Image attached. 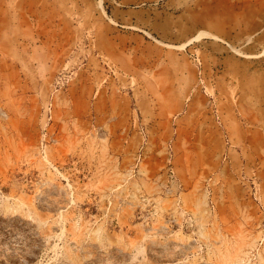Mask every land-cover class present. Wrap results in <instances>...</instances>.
Returning <instances> with one entry per match:
<instances>
[{"label": "rangeland", "instance_id": "obj_1", "mask_svg": "<svg viewBox=\"0 0 264 264\" xmlns=\"http://www.w3.org/2000/svg\"><path fill=\"white\" fill-rule=\"evenodd\" d=\"M0 264H264V0H0Z\"/></svg>", "mask_w": 264, "mask_h": 264}, {"label": "crops", "instance_id": "obj_2", "mask_svg": "<svg viewBox=\"0 0 264 264\" xmlns=\"http://www.w3.org/2000/svg\"><path fill=\"white\" fill-rule=\"evenodd\" d=\"M207 32V31H206ZM209 33V32H208ZM223 50V49H222ZM224 50H226V46L224 47Z\"/></svg>", "mask_w": 264, "mask_h": 264}]
</instances>
